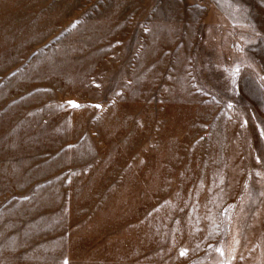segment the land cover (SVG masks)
Listing matches in <instances>:
<instances>
[{"label":"rangeland","instance_id":"obj_1","mask_svg":"<svg viewBox=\"0 0 264 264\" xmlns=\"http://www.w3.org/2000/svg\"><path fill=\"white\" fill-rule=\"evenodd\" d=\"M0 264H264V0H0Z\"/></svg>","mask_w":264,"mask_h":264},{"label":"snow or ice","instance_id":"obj_2","mask_svg":"<svg viewBox=\"0 0 264 264\" xmlns=\"http://www.w3.org/2000/svg\"><path fill=\"white\" fill-rule=\"evenodd\" d=\"M75 106V105H74ZM181 255H184V253L182 252Z\"/></svg>","mask_w":264,"mask_h":264}]
</instances>
